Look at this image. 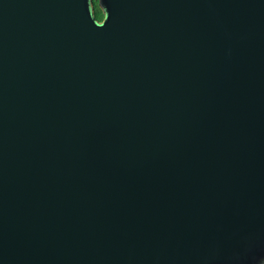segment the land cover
I'll use <instances>...</instances> for the list:
<instances>
[{
  "label": "water",
  "instance_id": "obj_1",
  "mask_svg": "<svg viewBox=\"0 0 264 264\" xmlns=\"http://www.w3.org/2000/svg\"><path fill=\"white\" fill-rule=\"evenodd\" d=\"M0 0V264H264V0Z\"/></svg>",
  "mask_w": 264,
  "mask_h": 264
},
{
  "label": "trees",
  "instance_id": "obj_2",
  "mask_svg": "<svg viewBox=\"0 0 264 264\" xmlns=\"http://www.w3.org/2000/svg\"><path fill=\"white\" fill-rule=\"evenodd\" d=\"M93 7H94V17L96 21L100 22L103 19V14L101 10L98 8L97 0H92Z\"/></svg>",
  "mask_w": 264,
  "mask_h": 264
}]
</instances>
